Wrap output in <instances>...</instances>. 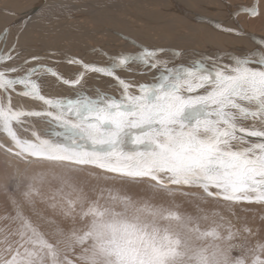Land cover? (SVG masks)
Segmentation results:
<instances>
[{"label": "snow or ice", "instance_id": "obj_1", "mask_svg": "<svg viewBox=\"0 0 264 264\" xmlns=\"http://www.w3.org/2000/svg\"><path fill=\"white\" fill-rule=\"evenodd\" d=\"M46 7L42 0L0 30V151L13 169L0 185L11 206L0 217L8 222L0 229V264H264L259 229L234 212L244 204L264 206V38L245 33L236 19L264 17L259 0L236 7L235 27L214 25L252 39L255 50L193 54L187 64L177 62L180 51L168 59L169 50L135 41H129L135 53L93 49L106 58L103 65L55 51L25 57L20 35ZM2 11L18 16L6 6ZM60 63L80 70L65 78L51 66ZM132 64L144 70L135 75L155 74L147 83L117 74ZM89 73L111 78L116 93L96 88L90 95ZM47 76L73 94H44ZM16 97L41 107H25ZM34 164L49 167L33 172ZM86 170H96L89 175L98 179L146 184L168 200H134L111 188L92 199L73 176ZM176 196L225 202L235 220L210 216L199 205L194 215ZM38 202L69 226L49 218L56 227L45 232L26 212L35 213Z\"/></svg>", "mask_w": 264, "mask_h": 264}, {"label": "bare ground", "instance_id": "obj_2", "mask_svg": "<svg viewBox=\"0 0 264 264\" xmlns=\"http://www.w3.org/2000/svg\"><path fill=\"white\" fill-rule=\"evenodd\" d=\"M69 1L71 0H43L48 7L42 13L33 16L26 30L20 35L19 46L23 49L25 57L46 56L49 52L55 51L79 56L85 62L103 65L106 58L98 52H93V49L103 50L109 55L121 52L135 53L138 48L129 43L135 41L137 45L150 49L169 50L164 56L168 59H171L172 50L180 51L184 55L179 57L177 62L187 64L195 58L193 54L240 55L257 48L256 43L247 36L238 37L216 30L215 22L225 27H235L231 15L235 9L227 0H72L73 3ZM41 2L42 0H0V30L12 21L19 22ZM5 6L7 10L15 11L18 16L5 15L2 11ZM236 19L245 33L264 38V33L255 32L245 26L238 17ZM15 31L13 29V34ZM62 59V56L50 57V60ZM42 62L49 63L48 60ZM51 66L65 78L72 77L80 70L78 66L66 63ZM129 68L130 71H118L117 74L135 83H147L155 74L152 70H147L144 75H135V72L144 70L135 64L129 65ZM85 81L84 87L90 95H94L92 90L96 88L112 94L117 91L112 87L114 81L111 78L89 73ZM41 83L42 91L49 96H70L74 91L66 85L59 84L51 76L45 77ZM15 100L21 101L25 107L37 109L41 107L39 102L28 98L16 97ZM37 127L42 129L45 126L37 122ZM213 201L215 202L209 199L210 206L213 205ZM192 203L190 204L192 206L198 205ZM244 205L260 207L257 204Z\"/></svg>", "mask_w": 264, "mask_h": 264}, {"label": "rangeland", "instance_id": "obj_3", "mask_svg": "<svg viewBox=\"0 0 264 264\" xmlns=\"http://www.w3.org/2000/svg\"><path fill=\"white\" fill-rule=\"evenodd\" d=\"M234 9L238 5L250 6L255 0H227ZM232 2V3H231ZM73 3V1H69ZM260 9L264 12V0H259ZM235 6V7H234ZM240 21L247 27L252 28L255 32L264 33V17L256 19H248L245 15L238 17ZM46 164H34L32 166V171H46L48 169ZM13 169L8 167L7 157L0 151V185L4 182V176L6 174L10 175ZM59 171L58 169L56 170ZM95 172L93 170H86L84 172L73 173L79 186L83 187L84 191L89 195L90 198L95 199L101 188L104 189H114L119 190L122 195H129L134 200H143L155 197L153 199L154 203L167 202L168 197L164 193H153L152 189L148 188L146 184L143 183H130L128 181L119 179H98L95 176L89 175V172ZM51 181L52 187H55L57 181L52 180L51 177L48 178ZM191 192H196L190 189ZM107 195V192H105ZM176 201L183 205V210H186L192 214H197L196 206L190 204H198L204 211H206L210 216L212 212H218L226 218H231L235 220V217L231 215L229 211V206L224 202L213 201V205L210 206L209 200L206 203L196 200L193 197H181L176 196ZM188 204V206H187ZM193 208V209H192ZM254 208V209H253ZM211 209V210H210ZM11 212L10 201L8 196L5 194L2 188H0V217L5 216L7 213ZM26 212L32 217L35 223H38L45 232H51L55 229L56 224H49L47 221L49 218L55 219L58 223L62 224L65 228L69 226V222L64 221L62 217L54 213L50 208H48L43 203L36 204L35 213L31 209L26 208ZM236 217L240 218V223H247L256 229H259L258 236L256 239L264 241V206L260 207H249L245 205L236 206L234 208ZM218 219V217H217ZM226 223V221H225ZM8 222L0 219V229L6 227Z\"/></svg>", "mask_w": 264, "mask_h": 264}]
</instances>
